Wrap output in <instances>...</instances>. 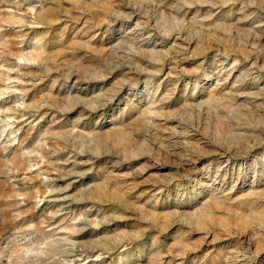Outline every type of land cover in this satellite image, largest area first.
<instances>
[{
  "label": "rangeland",
  "instance_id": "374dc122",
  "mask_svg": "<svg viewBox=\"0 0 264 264\" xmlns=\"http://www.w3.org/2000/svg\"><path fill=\"white\" fill-rule=\"evenodd\" d=\"M0 264H264V0H0Z\"/></svg>",
  "mask_w": 264,
  "mask_h": 264
}]
</instances>
